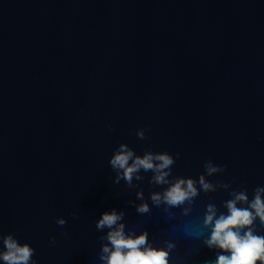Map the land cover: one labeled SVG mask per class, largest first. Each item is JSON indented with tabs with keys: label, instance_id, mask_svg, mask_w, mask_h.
I'll return each mask as SVG.
<instances>
[{
	"label": "water",
	"instance_id": "water-1",
	"mask_svg": "<svg viewBox=\"0 0 264 264\" xmlns=\"http://www.w3.org/2000/svg\"><path fill=\"white\" fill-rule=\"evenodd\" d=\"M121 143L179 153L173 177L198 179L211 157L226 170L209 179L251 200L264 187V0H0V234L28 243L35 264H101L95 224L115 209L154 247L173 242L170 264L214 260L185 232L228 192L169 218L151 172L138 189L113 184ZM140 189L144 215L128 204Z\"/></svg>",
	"mask_w": 264,
	"mask_h": 264
},
{
	"label": "clouds",
	"instance_id": "clouds-1",
	"mask_svg": "<svg viewBox=\"0 0 264 264\" xmlns=\"http://www.w3.org/2000/svg\"><path fill=\"white\" fill-rule=\"evenodd\" d=\"M109 127H111L109 125ZM148 128L137 129L135 135L140 140L148 139ZM176 154V158L179 157ZM168 152H154L146 149L142 155L121 143L115 149L109 160L110 167L116 173L113 184L119 185L121 180L128 188L138 189L135 181H143L141 173L151 172L149 183L153 186L163 187L162 191L150 192L153 206H164L169 218L173 217L170 209L180 208L181 215L187 216L192 211L195 199L201 192L214 193L218 189L228 192V198L223 202V211L209 200L205 206L202 217L201 230L194 236L185 232L190 238L202 239L203 245L216 250V258L207 260L204 264H264V235L256 231V222L264 226V187L257 186L252 193L251 200L246 188L236 190L231 183L210 180V177L225 172L226 166L216 165L209 157L204 163V173L198 179L192 177H173L172 167L176 163ZM135 201H128L134 205L140 215L151 211L149 203L145 202L142 189L136 191ZM125 212L115 209L104 212L96 221L97 231L105 235L99 237L101 243L98 259L101 264H170V252L175 248L171 241H165L166 247H154L148 239V232L139 234L132 229L126 231L124 223ZM56 223L64 226L67 221L57 218ZM67 236V233H64ZM2 249L0 261L3 264H35L33 256L35 249L28 243L21 244L12 233L0 234ZM55 237L51 243L55 244Z\"/></svg>",
	"mask_w": 264,
	"mask_h": 264
}]
</instances>
